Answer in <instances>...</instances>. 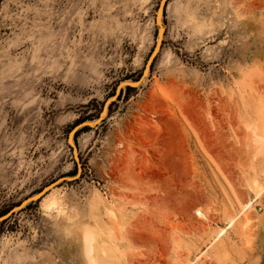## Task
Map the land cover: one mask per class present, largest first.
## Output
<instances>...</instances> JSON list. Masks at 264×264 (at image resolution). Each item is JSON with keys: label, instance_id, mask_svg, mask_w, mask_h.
Masks as SVG:
<instances>
[{"label": "rangeland", "instance_id": "374dc122", "mask_svg": "<svg viewBox=\"0 0 264 264\" xmlns=\"http://www.w3.org/2000/svg\"><path fill=\"white\" fill-rule=\"evenodd\" d=\"M255 134L264 0H0V264H264Z\"/></svg>", "mask_w": 264, "mask_h": 264}, {"label": "bare ground", "instance_id": "6f19581e", "mask_svg": "<svg viewBox=\"0 0 264 264\" xmlns=\"http://www.w3.org/2000/svg\"><path fill=\"white\" fill-rule=\"evenodd\" d=\"M160 6H162V3L160 4ZM160 10H162V8ZM255 135H256L255 142L257 143L259 149L260 148H263L264 147V135H262V134H255ZM262 189H263V187L260 190H262ZM260 190L257 192V194L260 193ZM248 204H249V201L244 204V206L242 207V209H244ZM196 213L203 214L202 211L199 208L196 209ZM86 235H88V234H86ZM92 251H93L92 238L89 237L88 238V241L86 242L85 252H86L87 256L90 258L91 264H96L91 259L92 258Z\"/></svg>", "mask_w": 264, "mask_h": 264}, {"label": "water", "instance_id": "95a60500", "mask_svg": "<svg viewBox=\"0 0 264 264\" xmlns=\"http://www.w3.org/2000/svg\"><path fill=\"white\" fill-rule=\"evenodd\" d=\"M138 82H129V81H124V82H122L120 85H119V87H123V86H135L136 84H137ZM118 87V88H119ZM118 88H117V90H118Z\"/></svg>", "mask_w": 264, "mask_h": 264}, {"label": "trees", "instance_id": "16d2710c", "mask_svg": "<svg viewBox=\"0 0 264 264\" xmlns=\"http://www.w3.org/2000/svg\"><path fill=\"white\" fill-rule=\"evenodd\" d=\"M127 89H130V87L128 86ZM29 205H31V204H29ZM29 205H28V206H29Z\"/></svg>", "mask_w": 264, "mask_h": 264}]
</instances>
